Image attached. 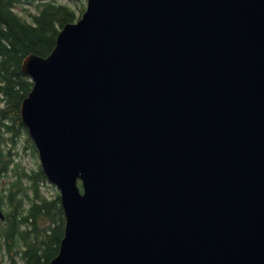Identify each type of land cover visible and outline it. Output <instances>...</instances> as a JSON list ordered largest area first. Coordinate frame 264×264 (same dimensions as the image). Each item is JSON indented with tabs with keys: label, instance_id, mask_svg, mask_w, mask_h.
Here are the masks:
<instances>
[{
	"label": "water",
	"instance_id": "obj_1",
	"mask_svg": "<svg viewBox=\"0 0 264 264\" xmlns=\"http://www.w3.org/2000/svg\"><path fill=\"white\" fill-rule=\"evenodd\" d=\"M22 71L49 264H264V0H87Z\"/></svg>",
	"mask_w": 264,
	"mask_h": 264
},
{
	"label": "trees",
	"instance_id": "obj_2",
	"mask_svg": "<svg viewBox=\"0 0 264 264\" xmlns=\"http://www.w3.org/2000/svg\"><path fill=\"white\" fill-rule=\"evenodd\" d=\"M36 4L30 17L18 10V4ZM85 11L63 0H0V125L10 136L0 133V205L7 206V223L0 225V264H49L58 254L65 231L60 193L50 197L41 189L47 180L41 164L27 169L4 146L27 132V142L37 148L22 121L21 107L33 87L32 78L22 71L24 58L36 53L49 55L62 27L74 22ZM80 12V15H79Z\"/></svg>",
	"mask_w": 264,
	"mask_h": 264
},
{
	"label": "rangeland",
	"instance_id": "obj_3",
	"mask_svg": "<svg viewBox=\"0 0 264 264\" xmlns=\"http://www.w3.org/2000/svg\"><path fill=\"white\" fill-rule=\"evenodd\" d=\"M63 2H67L71 5H73L75 8H78L82 3H84L85 9L87 6V0H63ZM18 10L26 17H30L31 13H34L36 11V4H31L27 2H23L18 4ZM80 15V12H79ZM78 20V19H77ZM76 20V21H77ZM28 75V74H27ZM29 76V75H28ZM30 77V76H29ZM31 78V77H30ZM5 102L0 94V108L4 106ZM0 133H4L7 137L10 136L9 133H7L6 129L1 127L0 125ZM27 132L23 130V134L18 137V139L13 142L12 140H5L4 146L6 148L12 149V151L15 153V158L18 162H20L24 167L27 169L37 167L40 164V158L38 151L34 152L33 148L31 147V144L27 142ZM11 175H6L4 177L0 176V182L4 184V182H10ZM43 184L41 185V189L44 192V194L53 197L56 195L57 192H59L56 185L51 183L49 180L42 181ZM5 211L8 210L7 206H3ZM6 223H1V226H5ZM5 263L7 264L8 258L4 255Z\"/></svg>",
	"mask_w": 264,
	"mask_h": 264
}]
</instances>
